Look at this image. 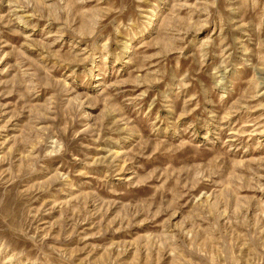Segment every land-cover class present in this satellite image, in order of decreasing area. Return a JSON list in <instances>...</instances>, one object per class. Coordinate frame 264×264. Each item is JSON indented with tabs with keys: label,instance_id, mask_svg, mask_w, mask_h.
<instances>
[{
	"label": "rangeland",
	"instance_id": "374dc122",
	"mask_svg": "<svg viewBox=\"0 0 264 264\" xmlns=\"http://www.w3.org/2000/svg\"><path fill=\"white\" fill-rule=\"evenodd\" d=\"M0 264H264V0H0Z\"/></svg>",
	"mask_w": 264,
	"mask_h": 264
}]
</instances>
